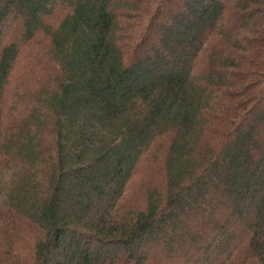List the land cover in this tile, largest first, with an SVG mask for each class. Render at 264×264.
I'll return each mask as SVG.
<instances>
[{"label": "trees", "instance_id": "16d2710c", "mask_svg": "<svg viewBox=\"0 0 264 264\" xmlns=\"http://www.w3.org/2000/svg\"><path fill=\"white\" fill-rule=\"evenodd\" d=\"M5 174L0 264H264V0H0Z\"/></svg>", "mask_w": 264, "mask_h": 264}, {"label": "rangeland", "instance_id": "374dc122", "mask_svg": "<svg viewBox=\"0 0 264 264\" xmlns=\"http://www.w3.org/2000/svg\"><path fill=\"white\" fill-rule=\"evenodd\" d=\"M28 125H29V120H28ZM8 156V155H7ZM8 158H10L9 156H8ZM11 169L13 168V170H14V166L13 165H11V167H10ZM7 172H11V170H9V171H7ZM138 178H136L135 179V181H134V183H133V187H136L137 186V184H138V180H137ZM8 181V176L5 174V176H3L1 179H0V186H2V187H5L6 186V182ZM137 188H140V186H138Z\"/></svg>", "mask_w": 264, "mask_h": 264}]
</instances>
